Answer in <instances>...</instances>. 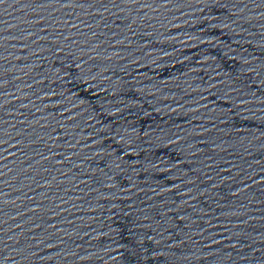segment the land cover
Here are the masks:
<instances>
[{"label":"water","instance_id":"water-1","mask_svg":"<svg viewBox=\"0 0 264 264\" xmlns=\"http://www.w3.org/2000/svg\"><path fill=\"white\" fill-rule=\"evenodd\" d=\"M0 264H264V0H0Z\"/></svg>","mask_w":264,"mask_h":264}]
</instances>
